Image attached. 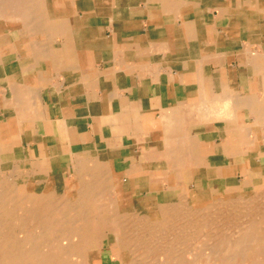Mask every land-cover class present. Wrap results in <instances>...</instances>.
<instances>
[{"label": "crops", "instance_id": "crops-1", "mask_svg": "<svg viewBox=\"0 0 264 264\" xmlns=\"http://www.w3.org/2000/svg\"><path fill=\"white\" fill-rule=\"evenodd\" d=\"M0 157L145 207L264 183V0H0Z\"/></svg>", "mask_w": 264, "mask_h": 264}, {"label": "bare ground", "instance_id": "bare-ground-1", "mask_svg": "<svg viewBox=\"0 0 264 264\" xmlns=\"http://www.w3.org/2000/svg\"><path fill=\"white\" fill-rule=\"evenodd\" d=\"M1 157L0 169L12 174L14 169L6 167L10 161L4 162ZM84 169L87 173L90 167ZM101 179L88 173L65 190H49L52 184L47 180L30 185L28 179H17L13 174L2 178L0 264H104L101 251L108 235L112 239L105 246L117 264H264V191L258 190L264 183H249L248 188L254 192L249 196L236 192L234 203L207 198L202 206L194 207L191 203L195 201L183 197L145 207L128 194L125 185L111 193L104 191ZM234 187L242 188L236 182ZM54 203L58 204L55 211L51 208ZM94 204L100 205L99 214L94 212ZM104 207L109 216H103ZM15 208H19L20 216L14 215ZM126 212L131 214L128 225L123 222ZM102 225L105 233L100 230ZM225 226L228 229H223ZM203 229L208 231L205 241L226 230L228 237L221 241L217 238L209 247L201 242L199 247V237L196 243L192 240ZM180 237L189 240L182 242Z\"/></svg>", "mask_w": 264, "mask_h": 264}, {"label": "rangeland", "instance_id": "rangeland-1", "mask_svg": "<svg viewBox=\"0 0 264 264\" xmlns=\"http://www.w3.org/2000/svg\"><path fill=\"white\" fill-rule=\"evenodd\" d=\"M2 159V161H4V162H7V159H5V158H1ZM6 167H8V169L9 168H11V169H14V171H13V176L15 177V178H20V179H24V178H26V179H28V181H29V184L30 185H33L34 183H37V182H42V181H44L43 179H41V176H42V173L41 172H34V173H32L30 176H27V174H25L24 172H21L20 170H18V168H17V166L15 165V163L14 162H10V164H8V165H6ZM14 167V168H13ZM3 169H5V168H3ZM17 169V170H16ZM16 170V171H15ZM3 171V172H2ZM10 173V171L9 170H6V172L4 171V170H2V169H0V180L2 179V178H4L5 176L7 177V176H9V175H12V174H9ZM35 173H36V175H35ZM104 180L103 179H101V182H100V184H102V186H104L102 189L104 190V191H106V192H108L109 193V191H110V193L113 191V188L112 187H110L109 185H108V182L105 180L104 182H103ZM103 182V183H102ZM103 184H106V186L105 185H103ZM233 184H234V182H233ZM108 186L110 187V189H108L107 190V188H108ZM239 190H240V187H234V186H232V187H230L229 188V191H226V192H224L223 193V195H217V196H213V197H211V200H217V199H220V198H222L223 200L224 199H226V200H228V201H231V202H235V198L233 197L234 195H236L237 193L236 192H239ZM258 190L259 191H264V185H260V187L258 188ZM102 191V190H101ZM245 192H240L238 195H246V196H249V195H251L254 191H252V190H250V189H247V190H244ZM246 191H248V192H246ZM44 192H48L47 190L46 191H44ZM235 193V194H234ZM114 195V194H113ZM237 197V196H236ZM234 200V201H233ZM227 201V202H228ZM230 202V203H231ZM188 203V205L190 206V203H191V201H189V202H187ZM197 203V204H196ZM210 203H212L213 204V206L216 204V201H212V202H210ZM192 205H194V207H199V206H202L201 204H202V201H196V202H192L191 203ZM205 204V203H204ZM54 206H52L51 208L52 209H54V211L56 210V209H58V207L56 206V205H58V204H56V203H54L53 204ZM211 205V204H210ZM217 205V204H216ZM9 206V205H8ZM122 207V208H121ZM126 206H120L119 208H121V209H124ZM214 208V207H213ZM92 209V208H91ZM93 210H94V212L95 213H97V214H99V212L101 211V207H100V205H98V204H94V206H93ZM106 210H107V207H104L103 208V211H105V213H103V216H109L108 215V213L106 212ZM18 213H17V212ZM127 213V212H126ZM19 214H21L20 213V211H19V208H15V210H14V215L15 216H20ZM88 215L89 216H91L92 215V210H89V213H88ZM124 215H126V219L125 220H123V222L125 223L124 225H128V224H130V218H131V214H125L124 213ZM127 216H128V218H127ZM91 221H94V218H92L91 219ZM129 222V223H128ZM132 222V221H131ZM100 225V222H98V226ZM102 228L100 229L101 230V232H106L105 231V225H102L101 226ZM223 229H228V228H226V226H225V228H223ZM208 231L207 230H204L203 229V231H198L197 233H196V236L193 238V240L192 241H194L195 243H196V239L198 238L199 240H198V242H200L199 244H198V246L200 247L202 244H201V242L202 243H204L203 245H204V247H209V245H211L210 243L212 242L213 243V241L214 242H217V240H219V241H221L222 239H226L227 237H228V234H227V232H229L228 230H226V231H224V234L223 233H220L219 232V235L218 234H216V236L217 237H215V238H213V240H208V241H205L204 240V237L205 236H207L208 235V233H207ZM200 234V235H199ZM207 234V235H206ZM231 234V233H230ZM202 236V237H201ZM219 236V237H218ZM222 236H224L223 238H222ZM226 236V237H225ZM181 238V237H180ZM217 238H219V239H217ZM108 239V240H107ZM107 239H105L104 240V245H106L108 242H110L111 241V239H112V237L111 236H109L108 235V238ZM182 239V238H181ZM217 239V240H216ZM183 241L182 242H187L189 239L188 238H186V237H183V239H182ZM202 240V241H201ZM207 240V239H206ZM108 241V242H107ZM209 244V245H208ZM172 244H170V246H171ZM95 246V245H94ZM172 247H177V249H178V246L175 244V245H172ZM199 249V248H198ZM108 252V247L107 246H105L104 247V256H106L105 254ZM114 262H108L107 264H113ZM114 264H116V263H114Z\"/></svg>", "mask_w": 264, "mask_h": 264}]
</instances>
